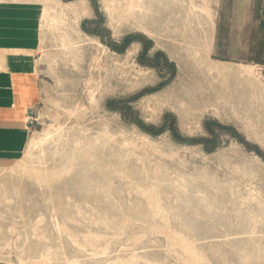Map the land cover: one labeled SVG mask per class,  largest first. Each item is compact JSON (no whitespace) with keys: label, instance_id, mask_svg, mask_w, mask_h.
Masks as SVG:
<instances>
[{"label":"rangeland","instance_id":"374dc122","mask_svg":"<svg viewBox=\"0 0 264 264\" xmlns=\"http://www.w3.org/2000/svg\"><path fill=\"white\" fill-rule=\"evenodd\" d=\"M20 12L38 99L0 264H264V0H0Z\"/></svg>","mask_w":264,"mask_h":264},{"label":"crops","instance_id":"0c3cea01","mask_svg":"<svg viewBox=\"0 0 264 264\" xmlns=\"http://www.w3.org/2000/svg\"><path fill=\"white\" fill-rule=\"evenodd\" d=\"M22 14L0 15V49L6 51L0 69V163L19 156L26 138L25 112L38 99V80L29 58L35 41L28 45L27 16Z\"/></svg>","mask_w":264,"mask_h":264},{"label":"bare ground","instance_id":"6f19581e","mask_svg":"<svg viewBox=\"0 0 264 264\" xmlns=\"http://www.w3.org/2000/svg\"><path fill=\"white\" fill-rule=\"evenodd\" d=\"M62 12V11H61ZM55 14V13H54ZM4 52H6V51H4ZM5 54V53H4ZM204 62V61H203ZM202 62V63H203ZM203 67H205L206 69H209V70H218V71H222L223 70V67H221L220 65H218V64H209V63H207V61H206V64L203 66ZM252 69V66H250V67H244L243 69H236V70H234L233 72H235V73H238V74H246V73H249L250 72V70ZM1 99V98H0ZM3 99V98H2ZM39 177L40 176H43V175H40V174H37Z\"/></svg>","mask_w":264,"mask_h":264}]
</instances>
